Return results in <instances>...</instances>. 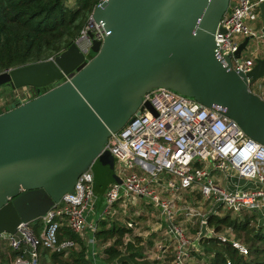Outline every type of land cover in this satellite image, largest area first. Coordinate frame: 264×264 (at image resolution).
<instances>
[{"label": "water", "instance_id": "water-1", "mask_svg": "<svg viewBox=\"0 0 264 264\" xmlns=\"http://www.w3.org/2000/svg\"><path fill=\"white\" fill-rule=\"evenodd\" d=\"M230 4L105 0L91 15L105 36L97 41L90 32L89 57L75 43L54 58L0 73V87L31 88L37 95L0 114V235L21 240L19 226L45 217L74 194L90 168L99 188L109 175L110 137L144 108L155 113L143 104L153 89L195 99L264 145V99L250 89L264 78V59H256L244 74L216 43ZM260 10L264 33V0ZM251 39L235 54L239 62ZM210 237L203 224L194 245ZM124 261L130 256H121L117 264Z\"/></svg>", "mask_w": 264, "mask_h": 264}, {"label": "built area", "instance_id": "built-area-1", "mask_svg": "<svg viewBox=\"0 0 264 264\" xmlns=\"http://www.w3.org/2000/svg\"><path fill=\"white\" fill-rule=\"evenodd\" d=\"M261 2L231 0L230 8L219 24L224 32L218 30L216 34V43L222 55L231 56L234 69L244 74L252 71L256 59L242 57L239 62L235 54L247 37L256 40L257 44L264 42V33L254 31L249 24V21H262ZM90 32L97 41H103L105 36L102 25L90 17L76 41L87 57L92 47ZM34 92L26 90L17 102L26 103L34 99L37 96ZM146 102L155 113L148 108L139 111L121 131L112 134L107 144L106 151L116 160L115 172L120 182L107 188L101 218L103 220L121 200L146 199L160 210L167 225V236L174 245L171 264H198L197 254L201 255L202 249L194 243L199 234L194 238L176 222L175 211L184 212L186 218L197 217L201 225H207L209 215L193 207L178 209L163 194L189 191L200 195L211 206L210 212H213L210 214L217 213L220 208L235 213L243 210L262 212L264 145L248 137L235 121L173 90L153 89L144 95L143 104ZM215 172L236 177L245 184L233 190L223 188L212 178ZM94 181L90 168L79 177L75 193L67 194L41 218L44 229L39 236L35 234L32 223L19 226L18 231L23 236L21 240L8 234L0 235L1 240H6L12 250L19 253L12 264H38L41 248L59 254L74 248L76 243L73 240L59 239L63 226L78 236L85 235L87 231L98 232V224L87 222L97 201ZM129 226L136 228L137 223L131 221ZM209 231L211 237L229 244L241 255L249 254L248 247L231 233L216 235L213 230ZM128 232L124 237L127 238V245L134 243V235L140 236L137 231L133 234ZM90 243L95 244L96 239ZM168 248L158 243L156 252L150 256L157 262L164 261Z\"/></svg>", "mask_w": 264, "mask_h": 264}, {"label": "trees", "instance_id": "trees-1", "mask_svg": "<svg viewBox=\"0 0 264 264\" xmlns=\"http://www.w3.org/2000/svg\"><path fill=\"white\" fill-rule=\"evenodd\" d=\"M100 1L75 0L70 6L69 0H0V73L43 62L65 52L79 39ZM10 108L8 106L5 110L0 109V114ZM109 155V175L106 179L102 178L103 182L99 188L95 187L97 196L104 195L109 185L118 181L115 174L116 160L110 153ZM221 209L223 208L208 216V228L216 235L231 233L239 241L244 239L243 243L248 246L249 254L243 256L217 237H210L200 243L201 249L207 254L205 264H264V225L257 228L252 226L254 213H250L253 215L251 217L246 215L240 218L233 217L235 212L231 211L222 215ZM241 212L236 215L242 214ZM244 213H248L247 210H244ZM31 225L39 236L44 229L42 219L32 222ZM200 225L199 222L196 231H193L195 235L199 232ZM99 226L101 230L97 232L98 239L104 242L113 241L104 252L108 262L117 264L121 256L130 254V261L121 264H142L138 259L143 258L142 251L136 249L133 243L126 245V252L122 250L124 237L128 232L126 228L118 227L115 223L111 225L109 221H101ZM59 239L73 240L79 245V249L72 248L65 258L67 253H52L41 248L38 259L40 264H89L87 248L78 235L63 226ZM10 249L12 250L11 247ZM18 255V252H10L6 261L0 259V264H12ZM194 255L196 256V253ZM197 258L199 261L202 259L198 254Z\"/></svg>", "mask_w": 264, "mask_h": 264}, {"label": "rangeland", "instance_id": "rangeland-1", "mask_svg": "<svg viewBox=\"0 0 264 264\" xmlns=\"http://www.w3.org/2000/svg\"><path fill=\"white\" fill-rule=\"evenodd\" d=\"M73 3H74V0H69L70 6L73 5ZM249 24L251 25L252 28L261 29L263 26V21H249ZM258 46H259V44L257 45V43L255 44V42L250 41L249 48L243 52L242 57L243 58L252 57L254 59H258L259 58V49L257 51ZM258 83L259 82L257 81L252 85L251 89L253 92L257 91L256 85L258 86ZM28 89L31 90V88L14 90L8 86H1L0 87V109L5 110L8 106L11 107L10 109L14 108V106L18 103L17 98L18 97L22 98L24 96L26 90H28ZM31 92H33V91L31 90ZM34 94H35V92H34ZM190 193L192 194V192H187L186 194L188 195ZM99 195L101 197L100 200L103 201L104 200L103 195L102 194H99ZM196 196L198 198V201H195L194 203L189 202V203H183V204L180 202L179 206L180 207H182V206L193 207V208L197 209V211H200V213H202V214L210 215V213H212L213 211L210 212V207H208V204L203 201V199L200 197V195H196ZM139 204L140 203L133 198L129 199V200H121L117 203V206H115V208L112 211H110L109 213H107L105 215V217L103 219H104V221H109L111 225L115 223V224H117L118 227L126 228L128 231H131V234H133V231H137V233H139L140 236L137 237V235H134L136 237H133L132 239H133L134 243L136 240V245H137L136 249L142 250V246L140 244L144 240H147L151 244L152 242H154V240H156V239L159 240V239H162L164 237V234H162V233L161 234L159 233V235L158 234H150L152 229L155 232V230H156L155 226L159 224L157 222H160V224H163V228H165L166 226H165V223L163 222V218H154V216L151 214V212H154L155 215L158 212L151 209L150 208L151 206L146 205V204H142V203H141L142 205H139ZM220 211H221L222 215L227 213V210H225V209H221ZM247 212L248 213H244V210H243L241 212L242 214L236 215V213H234V214H232V216L244 218L246 215H248L250 217L254 215L255 218L252 222V226L257 228L261 225H264V211L256 212L253 215L250 214V213H253L252 211L248 210ZM138 214H140V216H137ZM157 217H159V215H157ZM134 219H136L138 221V223H137L136 228L135 227L131 228L129 226V223ZM196 219H197V217H194L192 219H184V218L179 217L178 219L176 218V222H178L180 225H182L195 238L196 235L193 233V231H196V229L199 225V222H200V220L196 221ZM97 220L99 221V218H96V222H98ZM99 230H101V226H98V231ZM163 231H164V229H163ZM127 233H130V232H127ZM241 240H242L241 242L245 241L244 239H241ZM98 241H99V244L101 246L102 253L105 250V248L110 247L113 244L112 240L104 242L103 240L99 239ZM126 245H127V238H124V247L122 249L123 252H126ZM10 252H13V251L10 249V246L8 245L6 240L0 239V259H3L6 261V258L7 259L9 258ZM68 254L69 253L66 254L67 256H65V258L68 257ZM91 254H92L93 259H94L92 264H111L110 262L105 260L106 258L104 259L101 256H98L97 258L94 257L97 255L94 253V251H92ZM126 255H128V254H126ZM200 256L202 257V259L199 261L200 264H205V260L207 259V254L204 252L203 249H202V253ZM138 259H140V258H138ZM172 259H173L172 254H170L165 263H160V262L154 263V261H155L154 259H152V260H139V261L142 264H171Z\"/></svg>", "mask_w": 264, "mask_h": 264}, {"label": "crops", "instance_id": "crops-1", "mask_svg": "<svg viewBox=\"0 0 264 264\" xmlns=\"http://www.w3.org/2000/svg\"><path fill=\"white\" fill-rule=\"evenodd\" d=\"M74 2H75V0H74ZM259 21H261V20H259ZM251 26V25H250ZM253 30L254 31H262L263 30V26H262V28L261 29H256V28H253ZM252 42H255V44L257 43V41L256 40H251ZM258 45V44H257ZM258 49H259V58L260 59H264V42H262V43H260L259 44V46H258V48H257V51H258ZM258 86L256 85V87H257V91L256 92H254V93H256V94H258V95H263L262 97L264 98V78H262V79H260V80H258ZM253 85V84H252ZM255 87V88H256ZM117 175V174H116ZM220 186H222L223 188H226V189H229V190H233L234 188H236V187H243V184H245L244 182H242V181H240L239 179H237L236 177H232V176H230V175H225V174H223V173H221V172H215V173H213V177H212ZM162 181V180H161ZM164 181V180H163ZM162 181V182H163ZM110 186V185H109ZM162 186V185H161ZM161 188V187H160ZM187 192H189V191H184V192H181V193H173V194H166V193H164L163 194V197L165 198V199H170V200H172L173 201V203L175 204V206L178 208V209H182V207L183 208H191V207H185V206H182V207H180L179 205H180V202L183 204V203H194L195 201H198V198H197V196H196V194L195 195H193V193L191 194H186ZM103 198H104V195H103ZM101 199V197L98 195L97 196V201H96V203H95V206H94V209H93V211H92V213L90 214V215H88V217H87V222H88V224H91V223H95V224H98V226H99V224H100V222L101 221H104V219L102 220V218H101V215L103 214V212H104V210H105V206H104V200L103 201H101L100 200ZM135 200L136 201H138L140 204L139 205H142V204H146V205H149V206H151L150 208L151 209H153L154 211H156V212H158L156 215H155V213L154 212H151V214L154 216V218H162V214H161V212H160V210H158L152 203H150L149 201H147L146 199H136L135 198ZM204 201V200H203ZM145 202V203H144ZM205 202V201H204ZM142 203V204H141ZM200 203V202H199ZM115 206H117V204L115 205ZM115 206H114V208H115ZM208 207H210V209H211V206L210 205H208ZM140 210V209H139ZM152 210V211H153ZM200 212V211H199ZM175 216H174V218H175V220H176V218L178 219L179 217L180 218H184V219H192V218H186V216L184 215V212L183 213H181V211H175ZM157 215H159V217H157ZM137 216H140V214H138ZM96 218H99V221L98 222H96ZM199 219H196V221H198ZM131 221V220H130ZM132 221H134V222H136V223H138V221L136 220V219H134V220H132ZM157 223H159L158 225H156L155 226V232L153 231V229H152V231H151V233L150 234H158L159 235V233L161 234H164V237L162 238V239H156V240H154V242H152L151 244L147 241V240H144L143 242H141V246H142V255H143V258H141V259H139V260H152L153 258L150 256V254H154V252H156V246H157V244L158 243H161V244H163L164 246H166V247H169L168 248V252H167V254H166V259L164 260V261H161L160 263H165L166 261H167V259H168V257H169V255L170 254H172V258H173V253H174V250H173V247H174V245H173V243H172V241H171V239H170V236H167L168 235V229L166 228L167 227V225L165 224V228H163V224H160V222H157ZM201 227H202V225H200V229H199V232L197 233V235L200 233V231H201ZM164 229V231H163V229ZM100 231V230H99ZM98 231V232H99ZM164 232V233H163ZM190 234V233H189ZM191 235V234H190ZM196 235V236H197ZM153 236V235H152ZM192 236V235H191ZM195 236V237H196ZM80 237V239L82 240V242L84 243V245L86 246V248H87V260L89 261V264H92V262L94 261V259H93V256H92V254H91V252L92 251H94V253L95 254H97L96 256H94V257H98V256H101L102 258H104L105 259V254H104V252H105V250L103 251V253H102V251H101V246H100V244H99V239H98V237H97V233L96 234H94V233H92L91 231H87V233L85 234V235H83V236H79ZM136 237V236H135ZM151 237V236H150ZM96 239V243L95 244H91L90 243V241L92 240V239ZM135 246H137L136 245V240H135V243H133ZM76 248H79V245L78 244H76V246H75ZM106 249V248H105ZM68 253V252H67ZM104 255V256H103ZM124 255H126V254H124ZM129 256H130V254H128ZM106 260V259H105ZM159 263V262H158ZM38 264H40L39 262H38Z\"/></svg>", "mask_w": 264, "mask_h": 264}, {"label": "flooded vegetation", "instance_id": "flooded-vegetation-1", "mask_svg": "<svg viewBox=\"0 0 264 264\" xmlns=\"http://www.w3.org/2000/svg\"><path fill=\"white\" fill-rule=\"evenodd\" d=\"M9 87V86H8ZM11 88V87H10ZM32 91L34 90V89H31ZM35 91V90H34Z\"/></svg>", "mask_w": 264, "mask_h": 264}]
</instances>
